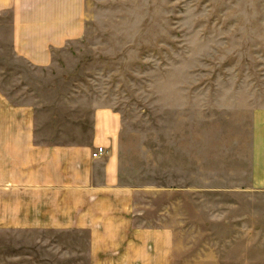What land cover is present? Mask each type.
I'll list each match as a JSON object with an SVG mask.
<instances>
[{"label":"rangeland","instance_id":"1","mask_svg":"<svg viewBox=\"0 0 264 264\" xmlns=\"http://www.w3.org/2000/svg\"><path fill=\"white\" fill-rule=\"evenodd\" d=\"M83 3L82 34L40 65L14 50V15L2 12L0 94L34 126L76 138L90 136L97 111L110 113L100 125L116 115L105 152L142 204L163 209L179 264H264V189L251 184L264 0ZM84 237L0 231V264H87Z\"/></svg>","mask_w":264,"mask_h":264},{"label":"crops","instance_id":"2","mask_svg":"<svg viewBox=\"0 0 264 264\" xmlns=\"http://www.w3.org/2000/svg\"><path fill=\"white\" fill-rule=\"evenodd\" d=\"M6 10L12 47L39 65L83 31V0H0V15ZM112 118L96 121L84 139L71 137L70 128L34 126L27 107L0 94V231L85 233L87 264H179L176 232L159 222L163 209L142 204L140 188L120 180L115 156H92L113 140ZM252 125L251 184L264 189L263 109Z\"/></svg>","mask_w":264,"mask_h":264},{"label":"built area","instance_id":"3","mask_svg":"<svg viewBox=\"0 0 264 264\" xmlns=\"http://www.w3.org/2000/svg\"><path fill=\"white\" fill-rule=\"evenodd\" d=\"M105 152V149L104 147H101V146H98L96 147V149L92 152V156L93 157H97V156H100L102 153Z\"/></svg>","mask_w":264,"mask_h":264}]
</instances>
